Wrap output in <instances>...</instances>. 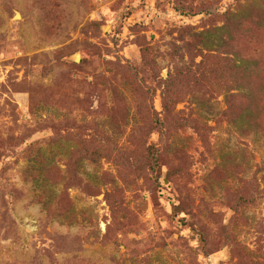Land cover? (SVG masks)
<instances>
[{
    "label": "rangeland",
    "instance_id": "374dc122",
    "mask_svg": "<svg viewBox=\"0 0 264 264\" xmlns=\"http://www.w3.org/2000/svg\"><path fill=\"white\" fill-rule=\"evenodd\" d=\"M0 264H264V0H0Z\"/></svg>",
    "mask_w": 264,
    "mask_h": 264
},
{
    "label": "trees",
    "instance_id": "16d2710c",
    "mask_svg": "<svg viewBox=\"0 0 264 264\" xmlns=\"http://www.w3.org/2000/svg\"><path fill=\"white\" fill-rule=\"evenodd\" d=\"M214 44H215V42H208V43H206V45L208 46V47H213L214 46ZM240 93L243 95V96H245V95H247V91H245V89H241L240 90ZM238 124H240V127H241V124H242V121L240 120L239 122H238ZM97 154L96 153H92V154H88V155H86V157H84V158H87L88 157V159H90L92 162H96V160H97ZM34 181V183H37L38 182V178H36V179H34L33 180ZM40 187H42V186H40Z\"/></svg>",
    "mask_w": 264,
    "mask_h": 264
},
{
    "label": "water",
    "instance_id": "95a60500",
    "mask_svg": "<svg viewBox=\"0 0 264 264\" xmlns=\"http://www.w3.org/2000/svg\"><path fill=\"white\" fill-rule=\"evenodd\" d=\"M75 59H76V61H78V56Z\"/></svg>",
    "mask_w": 264,
    "mask_h": 264
}]
</instances>
